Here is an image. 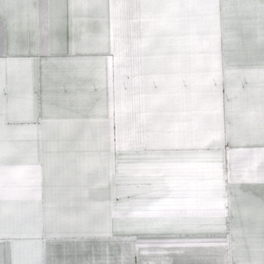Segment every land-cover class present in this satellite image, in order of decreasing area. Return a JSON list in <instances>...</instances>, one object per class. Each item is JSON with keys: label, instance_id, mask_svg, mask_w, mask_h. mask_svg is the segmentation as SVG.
I'll list each match as a JSON object with an SVG mask.
<instances>
[{"label": "snow or ice", "instance_id": "6c2138e0", "mask_svg": "<svg viewBox=\"0 0 264 264\" xmlns=\"http://www.w3.org/2000/svg\"><path fill=\"white\" fill-rule=\"evenodd\" d=\"M0 264H264V0H0Z\"/></svg>", "mask_w": 264, "mask_h": 264}]
</instances>
